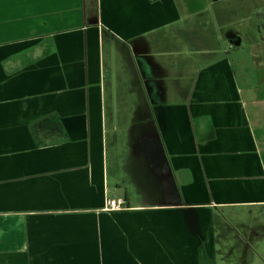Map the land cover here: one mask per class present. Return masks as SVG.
<instances>
[{
	"label": "crops",
	"instance_id": "0c3cea01",
	"mask_svg": "<svg viewBox=\"0 0 264 264\" xmlns=\"http://www.w3.org/2000/svg\"><path fill=\"white\" fill-rule=\"evenodd\" d=\"M263 13L0 0V264H219L264 215Z\"/></svg>",
	"mask_w": 264,
	"mask_h": 264
},
{
	"label": "rangeland",
	"instance_id": "374dc122",
	"mask_svg": "<svg viewBox=\"0 0 264 264\" xmlns=\"http://www.w3.org/2000/svg\"><path fill=\"white\" fill-rule=\"evenodd\" d=\"M261 17L264 19V13ZM244 212L238 209L228 213L225 211V215L217 222L219 264H262L264 215L259 217V220L255 216L247 215L245 210Z\"/></svg>",
	"mask_w": 264,
	"mask_h": 264
},
{
	"label": "built area",
	"instance_id": "2783aa9c",
	"mask_svg": "<svg viewBox=\"0 0 264 264\" xmlns=\"http://www.w3.org/2000/svg\"><path fill=\"white\" fill-rule=\"evenodd\" d=\"M105 208L108 211H123L127 209V203L124 198L108 199Z\"/></svg>",
	"mask_w": 264,
	"mask_h": 264
},
{
	"label": "trees",
	"instance_id": "16d2710c",
	"mask_svg": "<svg viewBox=\"0 0 264 264\" xmlns=\"http://www.w3.org/2000/svg\"><path fill=\"white\" fill-rule=\"evenodd\" d=\"M152 1H156V0H152Z\"/></svg>",
	"mask_w": 264,
	"mask_h": 264
}]
</instances>
